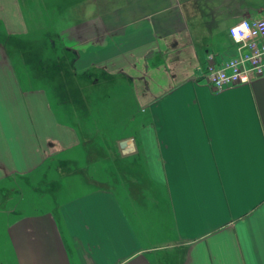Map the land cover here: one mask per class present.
Segmentation results:
<instances>
[{
    "label": "crops",
    "instance_id": "obj_1",
    "mask_svg": "<svg viewBox=\"0 0 264 264\" xmlns=\"http://www.w3.org/2000/svg\"><path fill=\"white\" fill-rule=\"evenodd\" d=\"M8 1L6 30L33 31L18 0ZM74 1V22L59 24L60 35L78 70L121 76L112 85L123 113L141 118L120 136L134 149L121 153L138 176L126 196L107 183L55 211L0 209V264H264V77L216 91L205 76L209 56L221 65L237 54L228 29L263 15L264 0ZM8 60L0 45V181L31 175L86 137L46 90L22 89ZM149 184L159 189L147 223L146 197L134 192ZM162 204L165 222L154 212Z\"/></svg>",
    "mask_w": 264,
    "mask_h": 264
},
{
    "label": "rangeland",
    "instance_id": "obj_2",
    "mask_svg": "<svg viewBox=\"0 0 264 264\" xmlns=\"http://www.w3.org/2000/svg\"><path fill=\"white\" fill-rule=\"evenodd\" d=\"M18 2L23 16L34 27L33 31L25 34L10 33L5 28L4 18L0 16V45L9 58L8 62L10 61L15 70L17 81L22 89L46 90L57 114L68 122L79 121L86 137L79 149L51 158L45 167L31 175L2 179L0 181V209L14 213L55 211L63 200L94 189H106L107 183L111 190L119 192L121 196H126L130 193L128 191L130 187H127L131 184L130 179L137 178L138 171L133 161L123 155L127 154L128 150H133L135 146L129 143L122 146V141L128 139L120 136L134 131L138 126L137 120L141 119L140 114L136 112L132 119L127 108L123 113L120 100L121 89L107 84L108 79L100 77L98 68H103L102 66L87 65L85 68L77 69L76 56L67 51L69 41H64L60 35L59 28L61 27L56 23L52 24L57 16L56 13L51 12L49 16L42 0H18ZM5 4L9 7L8 0H5ZM263 16L264 14L254 18ZM72 23L66 21L65 25L67 27ZM71 27H68L66 34L73 31ZM225 29L216 30V33L220 34L222 45L231 42L225 34ZM55 74L59 75V84H62L63 90L68 89L71 82L73 85H86L96 79V83L91 85L96 97L93 100L96 108L92 114L97 116L102 111L106 119L113 122L109 123V132L106 133L100 129L102 131L100 133V130L93 131V128L86 131L88 126L86 122L90 116L86 112V114L83 113V106L89 98H84L78 93L81 101L72 107L69 93L62 95L56 92L57 80L53 77ZM117 78L121 80V76ZM105 109L114 112L105 115ZM88 141L90 142L87 144ZM158 189L149 184L143 191L139 189L138 192H134L139 195L144 194L146 197L142 205L147 223L153 219V204L149 202L150 196L157 195ZM158 195H161V191ZM158 210L162 211L161 220L163 222L169 219L164 204L160 205L159 209L155 208L154 212ZM161 240L158 243L162 244Z\"/></svg>",
    "mask_w": 264,
    "mask_h": 264
},
{
    "label": "built area",
    "instance_id": "obj_3",
    "mask_svg": "<svg viewBox=\"0 0 264 264\" xmlns=\"http://www.w3.org/2000/svg\"><path fill=\"white\" fill-rule=\"evenodd\" d=\"M237 54L221 65L209 56L206 80L216 91L251 83L264 77V17L243 18L229 28Z\"/></svg>",
    "mask_w": 264,
    "mask_h": 264
},
{
    "label": "trees",
    "instance_id": "obj_4",
    "mask_svg": "<svg viewBox=\"0 0 264 264\" xmlns=\"http://www.w3.org/2000/svg\"><path fill=\"white\" fill-rule=\"evenodd\" d=\"M60 1L61 0H44V2H45L44 4H45V6L48 9V10H46L48 12V15L50 16L51 12L52 13L54 12L57 15L55 17V19L52 21V24L54 25L56 23L57 25H59V24L60 25H64L66 21L70 22V23L74 22V18L76 16V12L73 11V7H74V4H75V1L74 0H63V2L60 3V4H62L61 5L62 7L58 10L59 6L57 5V8H55L53 4L57 3V2H60ZM49 23H50V21H49ZM67 51H68V49H67ZM18 52H19V49H18ZM18 55H19V53H18ZM54 65H55V63H54ZM53 67H56V66H53ZM98 69H99L100 77L108 79V83L107 84H113L115 81H120V79L117 78L118 75L109 73L104 68H98ZM53 77H54L55 80H57V84H56V87H55L56 92L58 94H62V95L65 94V93H69L70 94V99L69 100L71 101L72 107L76 106L81 101L79 99L80 97H79L78 93L83 95L84 98H89L88 101H86L85 105L83 106V113L86 112L87 115L90 116V118L86 122V124H88V126L86 128V131H89L90 129L93 128V131L101 129L104 132L106 131V133L109 132V129H110L109 125L111 123H113V122L108 121L106 119V117L104 116L102 111H100L97 116L95 114H92L93 110L96 107L94 105H92V107H91V104H93V102H94L93 100L96 97L94 96V93H93L94 90L91 88V85H93L94 82L96 83V79L91 81L89 84H86V85H84V84H82V85H78V84L73 85V83L71 82L70 85L68 86V89L63 90L61 88L62 84L61 85L59 84V75L55 74ZM89 78H92V76H89ZM63 100H64V98H63ZM65 101H66V99H65ZM73 123L77 124L79 126H82V124H80L79 121L73 122ZM101 130L99 131L100 133H102ZM89 142L90 141H88L87 144Z\"/></svg>",
    "mask_w": 264,
    "mask_h": 264
},
{
    "label": "water",
    "instance_id": "obj_5",
    "mask_svg": "<svg viewBox=\"0 0 264 264\" xmlns=\"http://www.w3.org/2000/svg\"><path fill=\"white\" fill-rule=\"evenodd\" d=\"M121 144L122 146H125L127 144V140H123Z\"/></svg>",
    "mask_w": 264,
    "mask_h": 264
},
{
    "label": "flooded vegetation",
    "instance_id": "obj_6",
    "mask_svg": "<svg viewBox=\"0 0 264 264\" xmlns=\"http://www.w3.org/2000/svg\"><path fill=\"white\" fill-rule=\"evenodd\" d=\"M105 69V68H104Z\"/></svg>",
    "mask_w": 264,
    "mask_h": 264
}]
</instances>
